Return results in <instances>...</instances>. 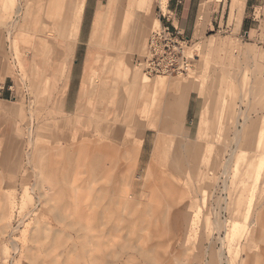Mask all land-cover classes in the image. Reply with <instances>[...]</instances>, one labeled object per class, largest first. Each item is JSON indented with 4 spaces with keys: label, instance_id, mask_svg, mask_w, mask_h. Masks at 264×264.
Returning a JSON list of instances; mask_svg holds the SVG:
<instances>
[{
    "label": "rangeland",
    "instance_id": "obj_1",
    "mask_svg": "<svg viewBox=\"0 0 264 264\" xmlns=\"http://www.w3.org/2000/svg\"><path fill=\"white\" fill-rule=\"evenodd\" d=\"M162 1L149 0L146 54L135 52L132 65L153 82L177 83V101L165 94L142 112L137 95L102 102L89 88L74 92L79 70L91 75L94 55L107 48L88 35L87 11L69 94L77 98L66 119L54 100L58 88L44 82V61L32 69L28 54L21 75L18 59L31 40L11 46L2 35L15 15L26 19L25 0H0V264H264L263 139L251 141L264 126V0ZM24 24L16 28L22 34ZM166 27L184 69L144 73L149 39ZM85 50L92 53L88 66ZM70 59L60 54L52 81ZM187 87L180 114L176 103ZM221 110L230 120L219 126ZM133 130L141 135L111 138ZM247 130L250 141L241 139ZM141 139L142 152L134 144ZM219 151L218 167L204 170ZM160 158L171 167L163 170Z\"/></svg>",
    "mask_w": 264,
    "mask_h": 264
},
{
    "label": "crops",
    "instance_id": "obj_2",
    "mask_svg": "<svg viewBox=\"0 0 264 264\" xmlns=\"http://www.w3.org/2000/svg\"><path fill=\"white\" fill-rule=\"evenodd\" d=\"M97 1L84 0L83 14L78 26L79 29L76 32L74 31V23L76 14L79 11V0H25L23 11L24 14L26 13V19H19L15 15L11 20L12 25L4 24L2 33L6 42H9L11 46L12 44L16 45L21 39L31 40V47L18 59V68L20 69L21 75H26L27 67L25 63L28 60V54L31 55L33 61L32 69L36 65V59H39L40 62L44 61L46 65L45 74H43L44 82H53L54 87L58 88V94L54 100H56L55 103L60 107L62 118L67 119L69 117L67 113L71 112L74 99L77 98L74 94V97L70 99L69 94L73 80L76 50L81 41V25L83 26L85 24V21H82L88 11V24L91 14L88 35L97 36L98 40L107 48L99 50L94 55L96 68L91 75L82 76L80 73L81 69L79 70L78 84L74 92L76 90L81 91L83 88H89L102 102L115 101L116 99L121 101L128 100L133 95H137L142 99V102L139 103L142 112L146 109L149 102L154 103L165 94L166 96L169 95V97H172L173 101H177V98L172 95L175 92L174 90L178 88L177 83L171 81L164 84L153 82L151 79L142 75L141 70L134 68L132 65L134 53L138 50L142 53L144 50V43L139 39L138 33L142 34L146 26V9L151 12L149 0H108L107 6L109 7L111 5L109 9H105L102 3L97 4ZM116 2L121 4L113 8ZM95 4L97 5L94 6ZM22 21L25 22L26 34H22V31L19 32L16 30L22 24ZM88 24L86 22V26ZM7 25L12 28L11 31L5 29ZM69 29L72 34L66 36L65 32ZM9 38L10 40H8ZM86 41L87 38L83 39L85 45ZM64 52H69L71 59L68 65H66V71L54 76V81H52L50 79V76L53 75L52 71L58 67L57 61L60 59V54ZM143 52L146 54V46ZM4 53L6 54L3 55V64L6 65L9 58L6 48ZM85 56L83 66H88L92 53L89 50H85ZM120 82L121 86H119ZM189 90L190 87L184 88L185 96L176 103L180 114H185L184 112L188 107L189 95L186 93ZM77 106L79 107V102ZM218 114L220 116L218 120L219 126H221V123L230 120V117L228 118V115H225L224 110L219 111ZM179 116L181 117V115ZM237 123L240 122L234 120V125ZM79 131V129H68L66 133L68 135L78 134ZM252 131L247 130L244 135L241 132V139L250 141L253 136ZM262 133H264V126L259 129L257 135L260 134L259 136H261ZM139 134L137 130L124 134L118 132L115 136H111V138L128 139L129 135L136 136ZM257 139L258 136L255 140L252 139L251 141H257ZM190 141L193 142L195 149L193 138ZM142 143V139L134 143L141 152ZM158 150H154V156ZM259 151L262 155V151ZM132 154L136 155L137 151L133 150ZM219 155L220 151L214 156L212 164H205L206 169L204 170L210 171L217 168L220 163ZM208 156L210 158L212 154ZM205 158L206 156L203 157V159ZM198 159L199 155L195 156L192 162H197ZM153 164L156 165V163ZM170 165L171 163L167 159L160 158V166L163 170L170 168Z\"/></svg>",
    "mask_w": 264,
    "mask_h": 264
},
{
    "label": "built area",
    "instance_id": "obj_3",
    "mask_svg": "<svg viewBox=\"0 0 264 264\" xmlns=\"http://www.w3.org/2000/svg\"><path fill=\"white\" fill-rule=\"evenodd\" d=\"M173 44L169 27L153 32L149 39L148 56L142 64L144 73L160 75L184 69L186 63L173 53L171 49H177Z\"/></svg>",
    "mask_w": 264,
    "mask_h": 264
},
{
    "label": "bare ground",
    "instance_id": "obj_4",
    "mask_svg": "<svg viewBox=\"0 0 264 264\" xmlns=\"http://www.w3.org/2000/svg\"><path fill=\"white\" fill-rule=\"evenodd\" d=\"M166 2H167L166 0L162 1V6L163 7H165ZM83 6H84V0H79V11L76 14L75 25H74V28L76 30L79 29L78 26H79V23H80L81 16L83 14ZM155 23H156V25L158 27H160L159 20L156 19ZM9 30H11V28ZM138 34H139L138 37L141 40L142 39V34H140V33H138ZM8 40H10V38ZM156 77H162V76H156ZM163 78H165V77H163ZM236 133H237V136H238L240 134V131H238ZM259 135H258V139H259ZM261 137L263 139V142H262V145H261L262 146V149H261L262 158H263V176H262V181H261V183H262V201L261 202H263V205H264V133H262ZM235 142H236V140H235ZM236 153H237L236 150H233L232 152H230L228 158L226 159V161L224 163V175L225 176L227 175L229 169L231 168L232 159H233V156ZM258 237H259V240H258L259 241V250L261 251V259L263 260V263H264V208H263L262 213L260 214V231H259Z\"/></svg>",
    "mask_w": 264,
    "mask_h": 264
}]
</instances>
